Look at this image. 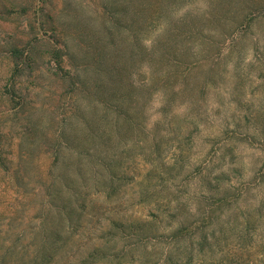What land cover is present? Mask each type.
Here are the masks:
<instances>
[{
    "label": "rangeland",
    "instance_id": "obj_1",
    "mask_svg": "<svg viewBox=\"0 0 264 264\" xmlns=\"http://www.w3.org/2000/svg\"><path fill=\"white\" fill-rule=\"evenodd\" d=\"M0 264H264V0H0Z\"/></svg>",
    "mask_w": 264,
    "mask_h": 264
}]
</instances>
